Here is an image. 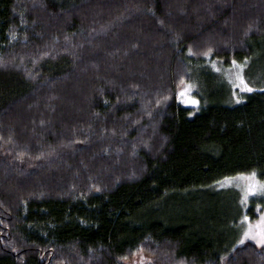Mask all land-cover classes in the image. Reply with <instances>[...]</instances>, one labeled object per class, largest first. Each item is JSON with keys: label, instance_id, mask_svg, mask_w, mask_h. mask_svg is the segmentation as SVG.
Wrapping results in <instances>:
<instances>
[{"label": "trees", "instance_id": "1", "mask_svg": "<svg viewBox=\"0 0 264 264\" xmlns=\"http://www.w3.org/2000/svg\"><path fill=\"white\" fill-rule=\"evenodd\" d=\"M245 175L264 181V0H0V264H264L241 236L264 198L223 186Z\"/></svg>", "mask_w": 264, "mask_h": 264}, {"label": "rangeland", "instance_id": "2", "mask_svg": "<svg viewBox=\"0 0 264 264\" xmlns=\"http://www.w3.org/2000/svg\"><path fill=\"white\" fill-rule=\"evenodd\" d=\"M242 29H244V27L242 28L240 27L241 32H242ZM223 40L224 42L228 43L227 46H230L229 42L230 44L234 43V41H232L231 39L229 41L228 37H226V39H223ZM197 45L200 50L201 49L203 50L204 48L213 47L214 42L212 38H204L200 42H198ZM215 66L218 68V70L224 72V74L227 75L228 80L233 86V89L236 93L237 100H240V95L248 92L245 88V85H247V87L249 86L244 78V71L246 67H248V65L245 66L243 64L233 63L231 68L228 69L226 67L225 68L220 67L219 64L215 62ZM241 79L243 80V83L241 82ZM179 81H180L178 82L179 85L177 86V94H178V98L180 102L184 106H187V107H195V108L198 107L200 102H199V99L193 95L192 93L193 88L186 83H182L181 79H179ZM157 96H158V93L153 95L154 98L150 97L149 100L145 98L146 100L145 105H147V103L151 104L153 100L157 99L156 98ZM118 122L119 123L125 122V119H123L122 121H119L118 119H116L114 122L115 123L114 125H117ZM261 185H264V181L259 180L255 175L239 176L237 178L227 180L223 184L224 187L233 188L239 191L241 193V196L243 197V200L246 203L249 202V200L253 198H259V199L264 198V188H262ZM259 214H260L258 216L259 218L254 221H250L248 219L244 221V233L243 235H241L243 237V238L241 237L243 244L250 242V243L257 245L258 247H264V245L257 242L259 239L260 233L264 232V208L263 210H261V212H259ZM249 231L251 232V235L245 236V233ZM253 236H256L257 239H253ZM140 259L142 262V258ZM140 259H138L137 257L135 259H131L130 264H139Z\"/></svg>", "mask_w": 264, "mask_h": 264}, {"label": "snow or ice", "instance_id": "3", "mask_svg": "<svg viewBox=\"0 0 264 264\" xmlns=\"http://www.w3.org/2000/svg\"><path fill=\"white\" fill-rule=\"evenodd\" d=\"M241 82L243 83V80L242 79H241ZM245 88H246L247 91H252V89L249 88V87H247V85H245ZM261 187L264 188V185H261ZM248 235H251V232L250 231L245 233V236H248ZM253 239H257V237L256 236H253ZM257 242L260 243V244H262V245H264V232H261L260 233V236H259V239H258Z\"/></svg>", "mask_w": 264, "mask_h": 264}]
</instances>
